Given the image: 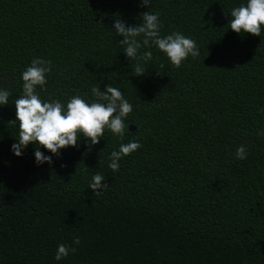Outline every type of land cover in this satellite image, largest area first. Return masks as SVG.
<instances>
[{"label": "trees", "instance_id": "trees-1", "mask_svg": "<svg viewBox=\"0 0 264 264\" xmlns=\"http://www.w3.org/2000/svg\"><path fill=\"white\" fill-rule=\"evenodd\" d=\"M242 2L153 0L161 35L182 31L200 56L177 68L153 47L137 76L112 27L119 13L138 24L139 0H0V86L12 93L0 106V264H264V32L230 29ZM36 56L53 65L43 99L119 87L134 105L123 140L82 137L53 165L38 166L31 143L14 155V99ZM131 139L142 146L109 168ZM97 172L108 187L94 192ZM60 243L77 250L57 261Z\"/></svg>", "mask_w": 264, "mask_h": 264}, {"label": "clouds", "instance_id": "clouds-1", "mask_svg": "<svg viewBox=\"0 0 264 264\" xmlns=\"http://www.w3.org/2000/svg\"><path fill=\"white\" fill-rule=\"evenodd\" d=\"M153 0H139V6L148 10L140 13L138 24H129L123 15H114L112 29L122 37L119 43L123 46L122 53L129 64L133 65L134 75L146 73V63L152 59V48H158L169 59L170 63L179 68L189 56H200V47L195 39L175 30L161 35L162 20L159 11H150ZM230 29L236 33H250L260 36L264 32V0H244L232 7L229 13ZM229 23V22H228ZM53 70L52 61L40 56L33 57L21 73L22 94L14 99L15 119L12 120L19 128V139L11 145L14 155L22 156L31 143L34 146V161L39 166L44 163L53 165V157L62 155L68 147L78 148L81 138L88 144L95 145L104 137L105 129L123 140L129 131L127 117L134 110V105L124 92L108 83L101 91L92 87V96L74 94L66 102L53 96L43 99L40 95L48 81V74ZM11 90L0 86V106L9 104ZM264 112V107L258 109ZM264 138V128L256 133ZM36 145H39L38 147ZM139 139H131L121 143L118 150L109 154L108 167L119 171L121 159L141 147ZM43 149V150H42ZM44 150H47L44 151ZM248 147L241 143L237 146L235 157L244 160L248 156ZM64 166V165H62ZM106 177L97 172L89 180V188L94 192L105 190L108 183ZM81 238L75 236L73 244L79 245ZM77 249L72 245L60 243L54 254L57 261L68 257Z\"/></svg>", "mask_w": 264, "mask_h": 264}]
</instances>
